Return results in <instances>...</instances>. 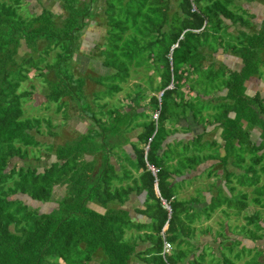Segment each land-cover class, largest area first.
I'll list each match as a JSON object with an SVG mask.
<instances>
[{"label":"trees","instance_id":"obj_1","mask_svg":"<svg viewBox=\"0 0 264 264\" xmlns=\"http://www.w3.org/2000/svg\"><path fill=\"white\" fill-rule=\"evenodd\" d=\"M35 1L31 13L26 0H0V264H264V96L248 91L250 80L264 81V1L235 0V13L233 0H192L196 13L188 0H173L176 11L172 0ZM252 2L258 24L242 8ZM224 20L235 22V33ZM100 27L103 43L90 42ZM217 52L233 56L236 67L215 61ZM89 62L105 72L83 74ZM30 71L40 83L37 108L52 103L66 128L74 127L72 113L87 122L86 103L103 108L100 101L122 98L107 121L89 109L90 128L76 141L45 143L42 122L57 137L50 119L23 116L26 98L39 96L33 84L19 90ZM142 71L151 74L143 80ZM138 74L129 91L122 88ZM89 78L102 87L83 96ZM199 125L209 130L192 133ZM215 130L218 140L204 137ZM111 136L121 141L107 142ZM205 170L220 197L197 194L208 202L193 215L196 198L178 200L175 189ZM251 205L259 210L245 214ZM215 210L243 220L234 226L244 235L229 242L223 226L213 237L206 226L198 246L190 225Z\"/></svg>","mask_w":264,"mask_h":264},{"label":"rangeland","instance_id":"obj_2","mask_svg":"<svg viewBox=\"0 0 264 264\" xmlns=\"http://www.w3.org/2000/svg\"><path fill=\"white\" fill-rule=\"evenodd\" d=\"M40 1H41V4L45 5L46 7H50V6L53 5V1L52 0H40ZM254 1H257V0H254ZM26 2H29V3H26L25 6H26V8H30L29 11L31 13L37 12L39 10V5L36 3L35 0H26ZM241 4L242 5H246V6L249 5V4H245V3H241ZM242 8H243V6H242ZM250 8L254 11L255 16H256L255 19H253V20L251 19V22L254 23V24L255 23L258 24V21L261 19V15H262V14L259 13V9L260 8L257 5H254V4L253 5L250 4ZM231 11H233V13H235V7L232 6ZM242 17H243L244 20H248V17H250V16H245L243 14ZM234 26H235V22L232 21V23H230V21H229V25H227V30H228L229 33L231 32V28L230 27H234ZM92 29H93V27H92ZM103 33H104V29H101V27H100L99 30L95 29V34H94V36H92L93 40L90 41V42L94 41L95 44L103 43V39L100 37V36L103 35ZM83 35H85V34L84 33H79V37L78 38L87 37V36H83ZM228 57L229 56H226V57L222 56V54L220 52H217L216 54L213 55V59L215 61L223 62L224 65H227V66L236 67L237 63L235 62V60H231L229 62V64L225 62ZM74 62H75V59H73L72 61L69 62V64H71V67L69 69H71L70 73L73 76V78H74V76H75V78H78L77 75L75 74ZM208 62H210V60L206 61V63H208ZM217 64L218 63H216L215 65L217 66ZM81 70H82L83 74H88V76H89V75H91L93 73L98 72L99 70H101L99 73L102 75L105 72L106 69H103L102 67H100L99 64L96 65L94 63H90L89 62L87 64L86 68L84 67V69H83V66H82ZM77 71H79V69ZM262 71L264 72V67L262 68ZM33 72L34 71H30V73L28 74V77L30 78L29 81L22 83L20 85L19 90H24V89L25 90H29L30 89L29 85L33 84L34 85V93H37L39 96H35L33 99L32 98H30V99L26 98V101L24 103L25 113H24L23 116H26V117L38 116V117H44L46 119H50L51 125L52 126L54 125L53 127L56 128L54 130V132H55V135L57 137L50 136L49 134H46L47 126L45 125L44 122H42L41 125H40V131H43V133L39 134L40 137L38 136V138L41 139L45 143L53 142L54 144H61L63 142V140H66V139H71L70 141H72V142L76 141V138H77V136H79V133L80 134L84 133V129L83 128H90L89 124H88L89 119H90V117H89L90 116L89 109L92 111V114H93V116L96 119L100 118L102 115H105L106 117L105 116L101 117V122H104V121H107V119L109 118L110 111L113 109V107L117 106L116 105V103H117L116 99H121L122 98L123 92H120V93L114 95L113 99H111L112 102L109 101V103H107V102H103V100L100 101V104H101V106L103 108L97 107L94 102L86 103L89 106V108H86V113H85L88 116V119H86L87 122L85 120H83L82 118H79V115H75V114L72 113L71 114L72 115L71 119L69 120L68 123H69V125L74 123L73 125H70V126H74V127L66 128L64 120L61 117V114H59L58 112H54V106H53L52 103L44 102L43 105L47 104L46 108H43V109L42 108H40V109L37 108V106L41 104L43 99L40 98L41 91H40V87H39V85H40L39 79H38L37 76H34ZM142 72H143L142 73L143 80H145L144 74H148V75L151 74V72H144V71H142ZM96 75H98V74H96ZM138 77H140V74H138L136 76L134 75V77H131L128 80L127 83L124 82L123 84H121L122 88L124 87V89L126 91H129L131 86H132V84L137 80ZM94 78H95V82H97L98 78L97 77H94ZM262 78H264V76H262ZM156 79L157 78L155 77L154 80H153V84H156ZM89 80H90V82H87L86 80L83 82L85 84L84 91L82 93V94H84L83 96L89 95L90 94L89 91L91 90V88H94V90L97 91L98 89H100L102 87V85H96L95 82L94 83L91 82L92 80L90 78H89ZM249 84H250V86L248 87V91L250 92V94H253L257 90H260L261 91V96L262 97L264 96V81H262L261 78H258V79L254 78L253 80L249 81ZM95 94H96V97H97L98 93L95 92ZM106 99L107 98H105L104 100H106ZM98 100H99V98H97V101ZM124 102H127V100H125ZM103 103H105V104H103ZM72 109L74 110V108H72ZM217 110H219V109H217ZM207 113H208V115L206 116V118L209 121L212 122L213 118L215 117V110H213V111L210 110ZM207 113H203L202 117L205 116V114H207ZM63 123H64V125H63ZM86 123H87V125H86ZM211 125H213V124H211ZM57 127H59L60 131L57 129ZM109 127L110 126L104 125V127H102L101 131L105 132L107 129H109ZM74 128H76V130H77L76 132L73 131V130H75ZM196 128L198 129V130L196 129L197 131H200L199 130L200 128H203V129L205 128V131L209 130L208 126L204 127L203 125H199ZM49 129H50V131H53V128L49 127ZM176 129L178 130V133H182L181 129H178V128H176ZM136 131L137 130L131 131L130 133L127 134V136L131 137ZM197 131L192 132V133H198ZM66 133H68V137H67ZM186 134L188 136L191 135L189 133H186ZM206 134L204 135L205 138L209 137V135H210L212 138L218 140V131L217 130L213 131L212 134H211V132H209V133L206 132ZM113 138H115V136H111V138H109V140L106 139V141L110 142V143H114V144H117V143H119L121 141L119 139H113ZM172 138L173 137L171 136L169 139H172ZM191 145H192V143L190 142L189 146H191ZM207 150H208V148L204 147V153H203L204 155L207 154ZM208 152H210V150H208ZM111 153H114V152H111ZM112 155L114 156V159L116 161H119L118 159H120V158L115 157V155H117V156L122 158L121 151H119L118 153L112 154ZM218 155L222 156V154H220V153ZM109 158H111V157H109ZM40 160H42V158ZM203 162H205V161H203ZM110 163L113 164V165H116V162L113 161L112 159H110ZM202 164H204V163H202ZM185 165H186V163H185ZM227 167H228V169H231V167L229 165ZM198 170H200V169H198ZM207 170L203 171V173L201 172L200 176L195 178V179H193L191 177H193L194 175L198 174L199 171L198 172H192L190 175L183 176V179H185V180H182L179 183V184L183 183L182 184L183 190L179 191V190H177V188L175 189V192L178 194V195H176V198L178 200H183V199L187 200L190 197L191 198H193V197L196 198V201H194V202H192L190 204V206L192 208L191 212H193V215L195 214V211H194L195 208L200 209L201 213L204 214L203 207H205L206 203L208 202L207 199L204 200L203 196H199L197 194L206 195V192L208 190V192L212 193V195L214 194L213 195L214 197H218V198L220 197V195L219 196L215 195V193H217V192H216L215 188H213V186H212L213 183H214V179L213 178L215 177V175L211 174L210 176H208V171ZM208 184H209V186H207ZM57 192L59 194H62V192L61 193L59 191H57ZM249 195H250V197L252 196L251 194H249ZM203 200H204V202H203ZM254 210H259V207H256V206L252 207V205H251L250 208H246L245 209L244 213L249 215V214L253 213ZM205 214H207V216H209L208 219H205L203 216H200V219L198 221H194L190 225L192 228H194V235H193L194 240L193 241L195 242L197 238L199 239L198 242L196 243L198 246H202V244H201L202 241L200 240V238L203 239V238L206 237V236H202V234H201V231L206 226H208L210 228V233H208L207 235H211L212 237H213V233L214 232L218 233L220 226H223V229H222L221 232H224L223 235H227V237L230 239V240H228L229 242L232 241V239H233L232 236H231L232 234L238 236V239H242L244 234H242L240 228L235 229L234 225L243 224L244 223L243 220H241L239 218L238 221H235V218H233L231 216H229V217H227V219H225L216 210L213 211L210 215L208 213H205ZM259 215H261L260 211H259ZM225 228L228 230V232H227V230ZM211 236H209V238H211ZM235 237H234V239H235ZM262 242H264V238H263ZM242 244L243 245H247V246L250 245L247 241H243V240H242ZM239 247H240V245H238V246H236L234 248L237 249ZM232 252H235V249H233ZM233 254L234 253H231V255H233ZM244 254H246V253H244ZM246 257H248V256H246ZM244 259L247 260L246 258H244ZM240 263H241V261L235 263V259H234V264H240Z\"/></svg>","mask_w":264,"mask_h":264},{"label":"crops","instance_id":"obj_3","mask_svg":"<svg viewBox=\"0 0 264 264\" xmlns=\"http://www.w3.org/2000/svg\"><path fill=\"white\" fill-rule=\"evenodd\" d=\"M171 3V6H170V11H176L177 10V6H176V2H173V0L170 2ZM191 3H192V0H191ZM208 3V2H207ZM200 4H205V2H200L198 5H200ZM233 4H234V7H235V0H233ZM249 5L248 6H243L245 9H248V8H250V4H254L253 2L252 3H248ZM192 6H194L195 7V11H191V9H190V12L191 13H196L197 11H198V9L196 8V6L192 3ZM169 11V12H170ZM224 22H225V24L226 25H229V21H226V20H224ZM250 22H251V19H250ZM231 28V33H235V27H230ZM94 31H95V29H94ZM93 33H95V32H93ZM92 33V34H93ZM231 60H235V58L233 57V56H229L228 58H227V60L225 61L226 63H228L229 64V62L231 61ZM200 130V129H199ZM198 132V131H197ZM209 163H212V161L211 160H208V161H206V162H204V164L202 165V167H207L208 166V164ZM202 171V170H201ZM198 172V171H197ZM203 173V172H202ZM199 174V173H198ZM198 174H196V176L198 175ZM195 176V177H196ZM191 178H193V177H191ZM263 241V240H262ZM261 241V245H262V247H261V251H262V253H263V255H264V242H262ZM213 251H215L216 252V248H214L213 247ZM217 255V254H216Z\"/></svg>","mask_w":264,"mask_h":264},{"label":"built area","instance_id":"obj_4","mask_svg":"<svg viewBox=\"0 0 264 264\" xmlns=\"http://www.w3.org/2000/svg\"><path fill=\"white\" fill-rule=\"evenodd\" d=\"M188 1H189L190 4H191V8H190L191 11H195V7L192 6L191 0H188ZM150 170H151L152 173L154 172V169H153V168H150ZM163 207H164L166 210H168V206H167V205H164ZM163 248H165L164 251H166L167 248H168V245H165V244H164Z\"/></svg>","mask_w":264,"mask_h":264}]
</instances>
